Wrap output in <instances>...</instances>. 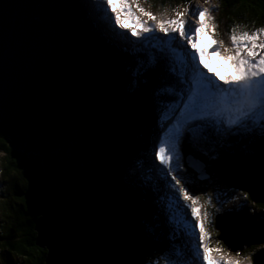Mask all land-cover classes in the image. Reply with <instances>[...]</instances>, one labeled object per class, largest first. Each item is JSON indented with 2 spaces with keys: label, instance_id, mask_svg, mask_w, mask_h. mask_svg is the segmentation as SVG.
<instances>
[{
  "label": "trees",
  "instance_id": "16d2710c",
  "mask_svg": "<svg viewBox=\"0 0 264 264\" xmlns=\"http://www.w3.org/2000/svg\"><path fill=\"white\" fill-rule=\"evenodd\" d=\"M76 1L34 0L38 19L52 26L64 39L66 46L77 51L78 60L91 80L90 119L81 132L78 143L66 154L59 150L57 157L63 159L73 151H80L95 165L102 167L101 173L92 182L95 191L89 196L97 220L98 263L149 264L150 258L154 255L158 257V252L161 251L153 245L131 248L137 238L133 236L143 235L144 232L138 230L137 224L130 220L131 216L128 214L132 210L123 197L125 195L113 192L109 171L120 161L123 162L128 154L125 151H129L130 147L123 142V138L127 141V136L133 134L139 140L142 136L148 139L153 131L152 123L156 121L153 116L157 101L176 99L174 95H155L165 85H173L178 92L175 77L169 75L165 67L166 63L173 62L170 58L172 55L165 52V55L156 56L159 63L155 67L134 77L132 73L138 62L143 60L146 64L149 56L153 55V50H135L125 57L119 49L112 46V54L121 59L119 64H114L95 51L86 49L78 36L80 27L72 5ZM191 1L161 0V4L171 2L173 6ZM214 1L215 22L220 38L229 39L233 29L250 33L264 28V0ZM82 28L94 46L104 43V38L93 30L91 23L86 22ZM179 75L181 76L180 73ZM186 141L185 139L182 143L184 156L190 154ZM224 142L213 171L211 174L208 172L211 182L208 188L217 191V184L222 182L227 190L243 193V198L253 204L251 210H264V188L259 186V174L264 172V136L260 134V123H250L249 130L243 135L225 137ZM0 154L1 179L5 181L2 185L9 189V192L0 189V198H3L0 199V207L2 213L6 207L11 226L10 232L5 230L3 236H0V258L2 263L5 259L6 264L11 259L10 255L21 259L22 264H44L46 250L36 246L34 231L39 196L35 182L42 177L41 159L39 161L33 156L36 154L13 150L8 138L1 134ZM204 189L205 187L201 188L202 192ZM115 195L116 198L113 199ZM226 196L221 195L222 198ZM164 236L160 235V238L167 239ZM243 254L250 258L251 264H264V245L261 248L250 246ZM14 262L18 263L15 259Z\"/></svg>",
  "mask_w": 264,
  "mask_h": 264
},
{
  "label": "water",
  "instance_id": "95a60500",
  "mask_svg": "<svg viewBox=\"0 0 264 264\" xmlns=\"http://www.w3.org/2000/svg\"><path fill=\"white\" fill-rule=\"evenodd\" d=\"M72 5L84 47L119 64L121 59L111 52L118 47L105 39L94 46L82 28V9L78 2ZM37 17L34 0H0V134L13 150L41 159L34 231L36 246L46 250L44 264H99L97 220L89 196L102 167L80 151L57 157L59 150L66 154L78 143L90 119L91 80L77 51ZM184 161L198 181L210 178L200 159L188 154ZM259 186L264 188V172ZM213 225L217 240L230 252L264 243V222L245 210L216 213Z\"/></svg>",
  "mask_w": 264,
  "mask_h": 264
},
{
  "label": "rangeland",
  "instance_id": "374dc122",
  "mask_svg": "<svg viewBox=\"0 0 264 264\" xmlns=\"http://www.w3.org/2000/svg\"><path fill=\"white\" fill-rule=\"evenodd\" d=\"M83 1L85 3H83ZM77 0L79 6L81 4V9L84 14L85 23L90 22L92 27L96 33L103 37L105 40H108L114 43L118 49L124 50L125 57H128L131 52H135L134 50H153V55L156 57H160L161 54H166L165 52L172 53L173 62H177L179 66V73L183 76L184 72L187 71L191 74V64L192 57L195 56V50L188 49L187 41H180L179 36L175 33H169V36H176L177 46L183 45V48L187 49V52L184 55L189 56V64L180 66V62L177 61V58H180L182 61L183 57L181 53L173 52L170 47V42L166 43L165 41L168 39L164 36L163 33H160L156 28L157 21H166L169 19H175L177 12H184L185 9L188 11L185 13L183 19L187 22V25H190L193 29L194 35V43L202 52H205L206 55L203 60L199 58H195V67L199 69V73H203L204 78H210L216 82L217 85L221 89L227 88L229 92L232 91L233 85L225 86L221 81L216 80L217 76L227 77L229 74L230 77L234 76L235 70L231 67V62L226 61L222 58L215 56L213 53L218 49L222 54L224 52V48H232L230 39L227 37L220 38L218 34L217 25L215 22L216 19V3L213 0H209L206 4L204 0H194L188 5L176 6L171 4V2L162 5L161 0H137V3L141 8L145 11L150 12L153 16L156 17V20H149L147 17L140 16V20L147 24L150 28H152V35L143 40L139 41L136 38L132 37L131 34L127 31H123L118 27H112L109 23V20L103 16V14L98 11V3L102 2V0ZM162 5V6H161ZM172 6V7H171ZM90 8V9H89ZM202 8L209 9V15H211L212 20L211 24L213 25V29L211 32L202 31L200 34H196L194 32L195 28V16L198 15V10ZM89 9V10H88ZM133 12L136 11L135 7H133ZM92 14V15H91ZM139 16V13H136ZM112 12L109 11L107 13V17H111ZM38 18V17H37ZM96 23V24H95ZM108 25V26H107ZM104 26V27H103ZM114 29V30H113ZM140 30L139 28L136 29ZM138 31V32H139ZM216 34L219 37H215ZM261 39H264L261 38ZM145 41V42H144ZM215 41V43H213ZM212 44V47L209 45ZM222 44V46H221ZM126 48V49H125ZM190 50V51H189ZM261 55H264V49L258 50ZM130 53V54H129ZM170 54V53H169ZM103 57V56H101ZM191 57V58H190ZM201 65H206L205 67H201ZM190 67V68H189ZM199 73H197V78L199 79ZM214 73V75H213ZM229 78V77H228ZM178 84V83H177ZM178 92L181 91L185 85L178 84ZM235 87H239L238 85ZM178 105L174 104L171 107L164 110L161 108L158 111V103L156 104V111L154 112V118L156 121L152 123L153 131L148 136V139L145 136H142L139 140V137L135 135L127 136L128 142L123 138V142H126L130 148L129 151L126 150L128 154L123 162H119L116 166L109 171V176L111 179V185L114 187L113 192L116 194L125 195L127 199L128 205H130V209L132 210L128 216H131V221L137 224L138 230L144 232L143 235H136L133 237L135 241L131 246L132 249H138L144 245H153L155 248L159 247V251H164L166 253H171L170 258H174L177 261L184 259L185 257L192 255V246H193V233H195V245L198 248L199 245V232L195 229V220H193L190 212L191 201L185 202L180 200V205L187 204L188 207L184 209L187 212V220L191 221V226L183 220L182 214H173L170 215V212L173 211V208H167L168 200L166 199V192H170L173 188L176 189L178 195V188H176L175 182L172 183V189H166L164 186L163 176L157 170L162 166L155 160V147L159 146V141L162 138L164 143L168 145V138L171 136L172 132L175 129V119L176 114L174 110L178 109ZM160 112H163V115H160ZM160 123H164L165 127L161 129ZM214 123H217L214 121ZM218 127H224L223 117L220 118L218 122ZM207 135V132H205ZM215 139V137H213ZM187 142V141H186ZM225 145L224 139L214 144H205L200 143L196 146H192L187 143L188 151L194 157L203 161L206 165V170L211 174L213 171L212 168L217 162L219 158L220 151L222 147ZM125 146V145H124ZM127 146V145H126ZM170 146V145H169ZM192 146V147H191ZM182 144L176 149H173L171 155L173 156L172 163L175 165L174 171L176 174L182 178V184L186 182L187 188L190 192L198 199L199 205V214L203 219L204 213H207V222L203 224L206 231V245L210 248H220L223 249L221 255L226 252L230 259L240 260L241 264H251V260L246 254H243V251L240 253H233L225 249L223 244L217 240L218 232L214 229L213 226V217L215 213H222L224 211H231L233 209H237V211L246 210L249 214L253 215L257 213V208L255 211L251 210L253 204H250L249 201L244 199L241 193L233 190H227L222 182L217 184V191H211L208 188L211 182L208 180L198 181L195 178V172L187 167L184 161V154L182 152ZM72 151H70L71 153ZM2 155L0 154V157ZM37 159L39 156L33 155ZM139 163V164H138ZM134 164H138L140 171H145V177L139 178L135 180L130 178V173L135 169L133 168ZM168 169L164 168V173H167ZM189 171V172H188ZM219 175V173L217 172ZM1 178H3L1 176ZM171 180V177H168ZM8 180V179H7ZM209 181L204 184V182ZM4 179L0 180V189L3 192L8 191L7 186H3ZM196 182V183H194ZM162 187V188H161ZM205 187L202 192L201 188ZM207 187V188H206ZM117 188V189H116ZM220 191V192H219ZM9 192V191H8ZM157 192H161V197L158 198ZM205 193V194H204ZM154 194L156 196L153 198ZM227 195L225 198H222L221 195ZM244 195V194H243ZM116 198L113 197V199ZM3 199V198H0ZM208 201V203H205ZM249 208H246L244 206ZM6 208V207H5ZM3 209V213L0 207V236H3V232L7 230V232L11 230V226L7 219L8 211ZM8 209V208H7ZM260 210V209H259ZM10 211V210H9ZM9 218V217H8ZM146 225L152 226L154 228L153 231H147ZM155 225V226H154ZM157 229V230H156ZM7 234V233H6ZM151 234V235H150ZM150 235V236H149ZM160 235H166L167 239L160 238ZM165 237V236H164ZM166 238V237H165ZM1 242V241H0ZM163 244V245H161ZM166 245V246H164ZM173 245L175 248H172ZM260 248L262 247L261 245ZM257 250V249H256ZM253 253V251H252ZM175 254L176 256H174ZM239 254V255H237ZM211 255H216L215 253H211ZM11 259L7 264H15L14 259L18 262L16 264H22L23 262L18 257L10 255ZM155 259H159L156 264H168V260L164 257H156L153 256L152 260L150 259V264H153L151 261ZM1 264H6L4 259V263H2V258H0ZM140 264V263H139ZM200 264H203V260H200Z\"/></svg>",
  "mask_w": 264,
  "mask_h": 264
},
{
  "label": "snow or ice",
  "instance_id": "6c2138e0",
  "mask_svg": "<svg viewBox=\"0 0 264 264\" xmlns=\"http://www.w3.org/2000/svg\"><path fill=\"white\" fill-rule=\"evenodd\" d=\"M208 2L209 0H204V3L207 4ZM133 7L136 9L135 12L132 10ZM98 11L109 20L110 24L114 23L116 27L129 32L132 37L137 39L140 37L137 28L143 33L152 32V28L142 22L140 16L147 17L149 20H156L155 16L139 6L137 0H102L98 3ZM109 11L112 12L111 17H107ZM187 11L188 9H185L184 12H177L175 19L156 22L157 30L168 38L165 42H170L172 51L181 53L182 61L179 57L177 58L180 66L188 64L191 54L184 55L187 49L183 48V45L177 46L176 36H169L170 32L177 34L180 41H187L188 46L195 50V56L192 57L191 74L185 71L183 76H180L177 62L165 64L168 74L175 77L178 84L186 87L177 92L173 85H165L164 88L155 93L157 97L165 94L176 97V99L168 101L158 100V111L161 108L167 110L172 104L179 107L174 110L176 114L175 129L168 138V145L164 143L161 134L159 146L155 147L154 153L155 160L162 166L157 171L163 176L165 188H171L173 181L178 188V195L176 189L166 192L165 195L168 200L166 207L171 209L174 206L170 215L182 214L184 222L191 226V221L187 220V212L184 211L188 205H180V200L191 201L190 212L193 220H195V229L199 232V245L197 248L195 233H193L191 256L177 261L170 258L171 253L161 251L158 252V257L167 259L168 264H200L201 259L203 264H241L240 260L230 259L226 252L221 255L223 249L210 248L206 245L207 234L203 224L207 222V213H204L202 219L199 214L198 199L187 188L186 182L182 184V178L174 171L175 165L172 163L173 156L171 153L185 139L190 145L196 146L200 143L214 144L225 137L241 136L249 130L248 122L254 120L260 121V134L264 136V55L258 52V50L264 49V39H261L264 37V28L250 33L247 31L238 32L233 29L229 37L232 48H224L223 54L218 49L213 53L219 58L230 61L231 67L235 70L236 74L231 78L216 77V80L221 81L225 86H234L229 92L227 88L221 89L212 79L204 78L203 73H199V69L195 67V58L203 60L206 53L197 49L194 43L193 29L183 19ZM136 13L140 15L137 16ZM194 18V32L196 34H200L202 31H212V17L209 15L208 8L199 9L198 15ZM209 47H212V44ZM157 63L159 61L155 56L150 55L146 64L143 60L138 62L137 68L132 74L134 77L141 75L148 68L155 67ZM201 67L206 68V65H201ZM197 73H199V79ZM237 85L239 87H235ZM160 115L162 116L163 112H160ZM221 117H223L224 123L222 128L218 127ZM160 127L163 129L165 124L160 123ZM164 168L168 169L167 173H164ZM168 177H171V180ZM146 230L153 231L154 228L146 225ZM211 253L216 255H211Z\"/></svg>",
  "mask_w": 264,
  "mask_h": 264
},
{
  "label": "clouds",
  "instance_id": "9594fccd",
  "mask_svg": "<svg viewBox=\"0 0 264 264\" xmlns=\"http://www.w3.org/2000/svg\"><path fill=\"white\" fill-rule=\"evenodd\" d=\"M192 1H194V0H192ZM191 1V2H192ZM214 1V0H213ZM77 2V1H76ZM190 2V3H191ZM190 3H188V4H190ZM188 4H179V5H176V6H183V5H188ZM216 6V5H215ZM80 7H81V4H80ZM90 23V22H89ZM93 28V27H92ZM94 30V29H93ZM237 31L238 32H241L240 30H238L237 29ZM152 32H153V30H152ZM215 37H218L217 36V34H216V36ZM103 38V37H102ZM261 38H263V37H261ZM135 51V50H134ZM132 53V52H131ZM171 55H172V53L171 52H169ZM173 56V55H172ZM172 60H173V57H170ZM169 59V58H168ZM231 75L229 74L227 77H229V78H231L230 77ZM250 123H260V121L259 120H254V121H249L248 122V124H250ZM139 164V163H138ZM138 164H134V173L130 176V178H133V179H135V180H138L139 178H142V177H145V171L144 170H142V171H140L139 170V168H142V166L141 167H139V165ZM208 172V171H207ZM0 180H1V172H0ZM1 185V184H0ZM156 196V194H154V196H153V198ZM159 197H160V195H158ZM155 256V255H154ZM151 260H152V258H150ZM159 259H155L154 261H151L153 264H156L157 262H159L158 261Z\"/></svg>",
  "mask_w": 264,
  "mask_h": 264
},
{
  "label": "bare ground",
  "instance_id": "6f19581e",
  "mask_svg": "<svg viewBox=\"0 0 264 264\" xmlns=\"http://www.w3.org/2000/svg\"><path fill=\"white\" fill-rule=\"evenodd\" d=\"M83 1V0H82ZM97 1H99V0H97ZM83 3H85L84 1H83ZM90 9V8H89ZM88 9V10H89ZM92 15V14H91ZM96 24V23H95ZM108 26V25H107ZM111 26L112 27H114L115 26V24L114 23H111ZM104 27V26H103ZM116 27V26H115ZM114 30V29H113ZM139 31V30H138ZM140 32V31H139ZM152 35V32H150V33H143L142 31L140 32V37H139V39H137L136 37H134V38H136L137 40H139V41H143V40H145V39H147V38H149L150 36ZM188 45V44H187ZM192 49L191 47H189L188 46V49ZM193 50V49H192ZM190 51V50H189ZM188 54H191V53H188ZM191 57H193L192 55H191ZM190 57V58H191ZM189 61V60H188ZM188 64H189V62H188ZM190 68V67H189ZM90 76V75H89ZM183 145V144H182ZM192 147V146H191ZM172 186H174V184L172 183ZM162 188V187H161ZM171 189H172V187H171ZM174 189V188H173ZM157 194L158 195H160V194H162L161 192H157ZM158 198H159V196H158Z\"/></svg>",
  "mask_w": 264,
  "mask_h": 264
},
{
  "label": "flooded vegetation",
  "instance_id": "af4514ba",
  "mask_svg": "<svg viewBox=\"0 0 264 264\" xmlns=\"http://www.w3.org/2000/svg\"><path fill=\"white\" fill-rule=\"evenodd\" d=\"M6 186V185H5Z\"/></svg>",
  "mask_w": 264,
  "mask_h": 264
}]
</instances>
